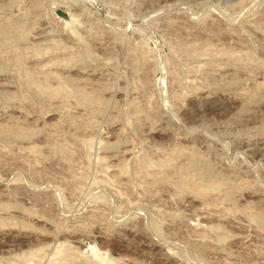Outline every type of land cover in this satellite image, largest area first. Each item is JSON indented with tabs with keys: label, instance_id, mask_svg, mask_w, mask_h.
I'll return each mask as SVG.
<instances>
[{
	"label": "rangeland",
	"instance_id": "rangeland-1",
	"mask_svg": "<svg viewBox=\"0 0 264 264\" xmlns=\"http://www.w3.org/2000/svg\"><path fill=\"white\" fill-rule=\"evenodd\" d=\"M108 259L264 264V0H0V264Z\"/></svg>",
	"mask_w": 264,
	"mask_h": 264
},
{
	"label": "bare ground",
	"instance_id": "bare-ground-1",
	"mask_svg": "<svg viewBox=\"0 0 264 264\" xmlns=\"http://www.w3.org/2000/svg\"><path fill=\"white\" fill-rule=\"evenodd\" d=\"M64 11V10H63ZM66 12V11H65ZM71 18H73V16L72 15H70L68 12H66ZM58 19V18H57ZM60 20V19H59ZM54 66V65H53ZM57 79V78H56ZM47 81V80H46ZM46 84V83H45ZM49 84V83H48ZM36 85H38V84H36ZM42 85V84H41ZM40 86V85H39ZM50 86V85H49ZM40 88V87H39ZM44 88H45V86H44ZM47 89H50V88H47ZM55 89V88H54ZM42 91V90H41ZM57 91H58V89H57ZM50 92V91H49ZM124 163V162H123ZM140 170V169H139ZM141 173V172H140ZM158 174V173H157ZM148 175V174H147ZM188 175V174H187ZM151 176V175H150ZM161 176H163V175H161ZM184 176V175H183ZM159 177V176H158ZM157 177V178H158ZM187 177H190V176H187ZM192 177H194V176H192ZM115 178V177H114ZM161 178V177H160ZM191 178V177H190ZM190 178L188 179V181L186 180V183L187 182H193V181H191L190 180ZM161 180V179H160ZM197 181V180H196ZM195 182V181H194ZM198 182V181H197ZM107 183H109V182H107ZM165 183V182H164ZM185 183V184H186ZM104 184V183H103ZM189 183H187V185H188ZM198 184V183H197ZM190 186V185H189ZM185 187V186H184ZM194 187V186H193ZM196 187H197V185H196ZM200 187V186H199ZM185 188H187V187H185ZM191 188V187H190ZM190 188H188V189H190ZM198 188V187H197ZM199 189V188H198ZM208 189V188H207ZM211 189V188H210ZM192 190V189H191ZM200 190H202V189H200ZM191 192V191H190ZM206 192V191H205ZM205 192H204V194H205ZM199 193V192H198ZM201 193V192H200ZM207 193V192H206ZM199 196V195H198ZM201 197V196H200ZM203 198V197H202ZM205 201V200H204ZM204 204H206V203H204ZM202 205H203V203H202ZM202 208V207H201ZM199 210V209H198ZM99 212V211H98ZM2 223V222H1ZM3 225V224H2ZM203 235V234H202ZM59 253V252H58ZM62 253V252H61ZM75 255V254H74ZM64 258V257H63ZM69 258H71V257H69ZM72 259H74V258H72ZM68 260V259H67ZM109 260V259H108ZM113 260V259H112ZM95 261H97V260H95ZM111 260H109V264L112 262H110ZM63 262V261H62ZM92 262V261H91ZM99 261H97V262H94V264L95 263H98ZM65 263V262H64ZM63 264V263H62ZM99 264H105V263H99ZM111 264H113V263H111Z\"/></svg>",
	"mask_w": 264,
	"mask_h": 264
},
{
	"label": "water",
	"instance_id": "water-1",
	"mask_svg": "<svg viewBox=\"0 0 264 264\" xmlns=\"http://www.w3.org/2000/svg\"><path fill=\"white\" fill-rule=\"evenodd\" d=\"M56 14H57V16H58L59 18L63 19V21H64L68 26L71 25L72 20H71L70 16H69L65 11H63V10H58V11L56 12Z\"/></svg>",
	"mask_w": 264,
	"mask_h": 264
}]
</instances>
